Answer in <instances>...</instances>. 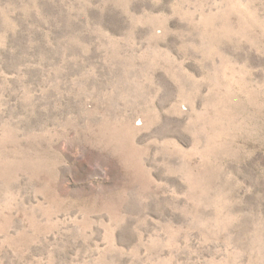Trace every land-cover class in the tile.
<instances>
[{
  "label": "rangeland",
  "instance_id": "rangeland-1",
  "mask_svg": "<svg viewBox=\"0 0 264 264\" xmlns=\"http://www.w3.org/2000/svg\"><path fill=\"white\" fill-rule=\"evenodd\" d=\"M0 264H264V0H0Z\"/></svg>",
  "mask_w": 264,
  "mask_h": 264
}]
</instances>
